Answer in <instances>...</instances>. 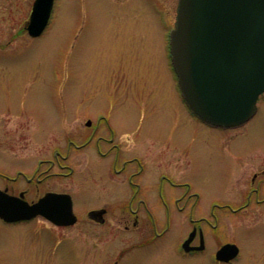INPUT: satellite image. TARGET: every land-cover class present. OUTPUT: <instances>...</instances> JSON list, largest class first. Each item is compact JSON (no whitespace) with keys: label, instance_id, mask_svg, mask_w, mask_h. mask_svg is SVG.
Listing matches in <instances>:
<instances>
[{"label":"rangeland","instance_id":"obj_1","mask_svg":"<svg viewBox=\"0 0 264 264\" xmlns=\"http://www.w3.org/2000/svg\"><path fill=\"white\" fill-rule=\"evenodd\" d=\"M32 2L0 0L2 173L14 177L23 170L27 157H36L39 139L48 159L52 147L64 145L68 134L75 145H82L88 133L85 121L108 114L115 137L128 139L124 149L135 150L149 163L158 155L159 164L168 165L189 185L195 195L191 202H245L252 173L264 170V93L256 114L242 126L208 129L186 114L166 53L177 0H54L48 26L36 38L25 30ZM150 98L139 112L137 105L146 106ZM154 98L157 107L152 109ZM135 137L139 139L133 141ZM103 162L89 143L71 149L65 164L73 174L49 177L47 189L71 194L78 221L66 228L42 218L0 221V264H111L124 233L116 223L122 212L117 208L121 177L100 174L96 164ZM26 187L20 181L15 191ZM165 191L172 200L183 189ZM250 201L244 210L224 209L214 232L222 234L223 242L240 245L241 256L233 264H264V205L254 204L253 196ZM99 206L109 210L103 225L87 219V211ZM192 213L196 219L209 217V209L200 203ZM203 228L212 235L209 227ZM207 258L180 260L163 243L134 251L123 264H210Z\"/></svg>","mask_w":264,"mask_h":264},{"label":"water","instance_id":"obj_2","mask_svg":"<svg viewBox=\"0 0 264 264\" xmlns=\"http://www.w3.org/2000/svg\"><path fill=\"white\" fill-rule=\"evenodd\" d=\"M53 2L34 0L25 26L29 36L43 32ZM170 51L182 95L201 120L218 127L247 122L264 92V0H178ZM37 216L57 226L73 224L71 197L49 192L29 204L22 194L0 190L1 220ZM236 253V246L226 244L216 257Z\"/></svg>","mask_w":264,"mask_h":264},{"label":"flooded vegetation","instance_id":"obj_3","mask_svg":"<svg viewBox=\"0 0 264 264\" xmlns=\"http://www.w3.org/2000/svg\"><path fill=\"white\" fill-rule=\"evenodd\" d=\"M166 53L169 69L170 72H172L170 76L173 80V88L176 87L179 102L186 112H188L186 114H189L190 117L199 121L200 124L208 129L221 130L222 128L200 121L186 106L184 99L177 89L176 78L170 64L168 43ZM150 100L151 98L146 101V106L141 107L137 105L139 112H141L144 107H147ZM139 102L140 99L136 104ZM156 103L157 100L154 98V106L152 109L157 107ZM146 111H149V109ZM105 117L108 118V114L107 116H96L95 121L87 119L84 123V126L88 128L85 142L82 145H75L72 135L68 134L64 145L52 147L50 151L51 159L46 157V153L42 149L45 145L42 144L43 140L39 139L40 149L35 155L36 157H30V159L27 157L28 163L25 164L23 170H16L14 177H9L0 170V179L3 184L0 189L6 190L8 194L13 196L22 194V198L28 203L36 202L47 192L67 193L47 189L48 178L51 176L63 178L68 174H73L74 170L65 164L70 155V150L78 149L89 143L91 144V148H93L94 155L107 161L103 162V164H96L97 167L102 170L100 174L106 177H109V175L121 177L119 190L122 198L120 202L117 203L119 204L117 208L122 212L120 219L116 223L121 226L124 233L121 234L120 240L122 247L109 263L123 264L126 257L134 251L150 247L158 248V246L163 243H165L169 253L173 256H177L180 260H189L193 257L197 258L199 255L208 254L207 260H204L206 263H235L242 253L240 245L236 242H223L221 240L223 239L222 234L214 232H218L219 216L224 209H229L233 213L237 210H244L251 205L252 202L250 200L252 196L254 198V204L264 205V196H259L264 170L260 171V173H252L250 178L251 187H249L247 191L244 203L237 205L231 202L221 203L217 200L202 202L198 201L199 199L191 202V198L195 195L189 191V185L186 182H182V176H179V179H177V176L172 173L168 165L159 164L158 155L153 157L150 156L153 159L152 163H149L142 155L137 154L135 150L124 149V145L128 143V139L126 138L123 141L115 137L114 129L108 124L109 122H107V118ZM133 135H137V132L133 133ZM137 139L139 138L135 137L133 141ZM159 140L166 142L168 146L176 148V146L170 144L168 140ZM60 148H63L64 151H62V149L60 150ZM182 156H184L185 162H187L185 154ZM175 161L177 162V159ZM235 163L237 164L238 161H234L233 165ZM160 167L163 168L162 171H160ZM53 169L56 171L51 172ZM93 172L97 173L96 171ZM20 181L24 182L27 187L15 191V185L20 183ZM174 188H182L183 191L179 197L170 200L171 198L166 196L165 190ZM199 203L209 209L208 218L201 217L200 219H196L193 217L192 209ZM159 210L162 212L160 215H158ZM91 211L95 213L90 215ZM108 212L109 210L107 207H95L87 211V219L98 225H103L107 220L106 216ZM174 213H185V215L183 219H181L180 217H173ZM74 214L75 221L73 224L67 226H54L66 228L74 225L78 221L75 212ZM36 219L37 218L33 220ZM203 225L212 230V235L207 233ZM171 230L177 231L174 236L169 237V232ZM227 243L234 244L237 247V253L232 258L226 260L217 259V251Z\"/></svg>","mask_w":264,"mask_h":264}]
</instances>
